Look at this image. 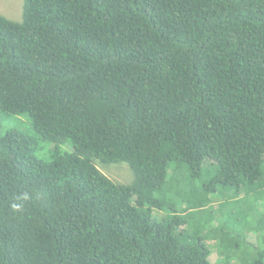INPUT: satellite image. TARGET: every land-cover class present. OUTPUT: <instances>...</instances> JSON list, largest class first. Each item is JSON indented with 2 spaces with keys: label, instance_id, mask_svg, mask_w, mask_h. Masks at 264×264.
Segmentation results:
<instances>
[{
  "label": "trees",
  "instance_id": "1",
  "mask_svg": "<svg viewBox=\"0 0 264 264\" xmlns=\"http://www.w3.org/2000/svg\"><path fill=\"white\" fill-rule=\"evenodd\" d=\"M0 115L24 130L0 123V264H217L156 194L181 168L264 188V0H24Z\"/></svg>",
  "mask_w": 264,
  "mask_h": 264
},
{
  "label": "rangeland",
  "instance_id": "2",
  "mask_svg": "<svg viewBox=\"0 0 264 264\" xmlns=\"http://www.w3.org/2000/svg\"><path fill=\"white\" fill-rule=\"evenodd\" d=\"M23 4L24 0H0V15L20 21ZM10 116L3 115L0 123L24 131L14 125ZM30 134L35 135L33 130ZM38 138L34 155L40 160L50 161L47 143L40 136ZM97 166L104 175L116 182L128 184L133 180V173L126 165ZM207 181V175L205 178L196 177L181 168L171 174L164 190L158 192L156 197L176 206L188 225L187 240L200 236L205 238L217 264H244L245 257V260L252 262L258 252L264 257V188L258 186V190L248 192L245 189L241 193L226 188L215 194L208 186L204 193H199L198 188H204ZM205 198L207 201L202 206L189 207ZM184 208L190 209L182 213ZM235 242L238 243V250L233 246ZM230 255L232 260L226 263Z\"/></svg>",
  "mask_w": 264,
  "mask_h": 264
}]
</instances>
